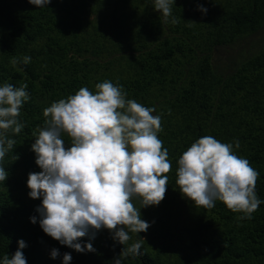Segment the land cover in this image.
I'll list each match as a JSON object with an SVG mask.
<instances>
[{"label": "trees", "instance_id": "1", "mask_svg": "<svg viewBox=\"0 0 264 264\" xmlns=\"http://www.w3.org/2000/svg\"><path fill=\"white\" fill-rule=\"evenodd\" d=\"M24 56L31 57L27 65L10 62ZM105 80L122 86L126 99L155 108L172 164L159 205L133 201L150 227L129 233V245L144 239L142 254L122 264H264V203L240 219L221 201L196 207L176 184L183 152L212 136L233 144L259 173L255 192L264 201V0H174L167 23L154 0H51L43 8L0 0V86L27 83L30 97L18 118L25 127L0 162L8 173L0 182V259L21 239L27 264H62L64 253L70 264H114L121 253L124 245L106 228L79 238L94 252L45 234L36 211L42 197L30 198L27 186L29 173L42 171L31 145L44 127L43 110L82 87L95 94Z\"/></svg>", "mask_w": 264, "mask_h": 264}, {"label": "clouds", "instance_id": "2", "mask_svg": "<svg viewBox=\"0 0 264 264\" xmlns=\"http://www.w3.org/2000/svg\"><path fill=\"white\" fill-rule=\"evenodd\" d=\"M51 0H29L45 7ZM174 0H154V10L165 23L172 16ZM200 11L207 9L200 6ZM178 20L172 17L171 23ZM14 66L31 62L13 57ZM27 83L20 87L0 86V162L16 145L11 138L25 127L18 118L29 100ZM95 94L87 87L74 95L53 102L43 110L44 127L32 133L36 164L42 169L29 173L27 186L32 199L42 203L36 211L43 232L61 245L77 252H94L91 243L82 245L79 238L106 228L113 239L124 245L114 264L140 256L144 239L128 244L129 233L146 232L150 224L141 219L140 208L159 205L164 199L172 164L168 149L158 137L161 116L155 108L126 99L122 86L109 80L95 85ZM70 138L68 147L64 137ZM239 141L235 147L239 148ZM18 159V156H13ZM176 184L183 196L196 207L211 209L223 202L240 219H251L261 201L255 192L259 173L250 162L233 152V144L204 136L191 144L177 161ZM8 173L0 163V182ZM139 199L141 207L134 206ZM33 224L37 217H30ZM127 245V246H125ZM25 241L11 256L5 253L0 264H27L22 249ZM60 253L52 249L51 258ZM70 253L63 254L62 264H70Z\"/></svg>", "mask_w": 264, "mask_h": 264}]
</instances>
